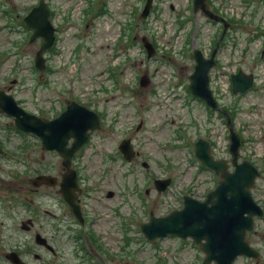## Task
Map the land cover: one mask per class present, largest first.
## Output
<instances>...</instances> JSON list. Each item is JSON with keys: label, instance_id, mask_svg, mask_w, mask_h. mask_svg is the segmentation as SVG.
Here are the masks:
<instances>
[{"label": "rangeland", "instance_id": "1", "mask_svg": "<svg viewBox=\"0 0 264 264\" xmlns=\"http://www.w3.org/2000/svg\"><path fill=\"white\" fill-rule=\"evenodd\" d=\"M37 1L0 0V88H11L9 92L25 109L36 113L42 108L46 117L58 112L63 103L77 98L88 101L92 108L106 111L102 126L91 135V144L85 148L77 165L86 178L84 187L90 190L85 195L84 203L85 210L93 220V228L99 232L100 241L118 250L119 245L124 244L121 240L123 230L119 226L123 216L130 214L129 217H133L131 221L135 225L130 226L128 233L134 232L140 223L148 220L141 216L142 211L137 212L138 209L132 210V213L138 214H132V205L138 206L146 200L143 203L148 204L149 211L155 215H166L182 205L184 194L202 200L206 189L215 186L219 177L211 170L200 167L192 158V145L197 138L216 140V147L212 149L214 157L230 160L228 131L222 118L214 113L208 120L206 105L196 101L184 104L183 88L173 90L175 80H188L193 71L188 53L193 49L205 50L212 39L214 27L205 25L206 19L199 12L194 15L190 11V0H156V12L151 13L147 27L139 16L145 0H46L53 12L52 23L59 30L58 40L53 52L45 54L53 72H35L33 56L40 42L36 39L29 43L26 40L28 31L20 23ZM100 1L107 12L100 17H90L86 8ZM212 2L216 8H224L227 15L234 19L228 30L226 27L230 44L227 48L219 49L216 55L222 60L225 56L231 57L235 62L229 63L228 68L227 65L215 66L210 87L220 105H228L234 102L227 89L230 75L240 68L255 75V88L243 95H236L239 101L236 99L238 108L234 126L241 138L247 139L239 148V161L249 159L260 172L252 189L253 196L264 200V63L259 65L258 61L252 60V55H257L258 49L264 45V0ZM12 10L16 14L14 22L3 15V11ZM184 15L193 21V28L188 29L190 23ZM178 19L185 21V29L177 30ZM130 22L135 24L134 32L139 42L145 36L149 41L156 39L163 48L172 49L165 56L158 48L164 61L157 58L163 64H159V60L146 61L138 46L132 50L129 59L124 55L118 60L112 57V47L116 48L117 38L127 30ZM3 23L8 24L9 29L3 27ZM218 29H221L220 26ZM165 30L169 32L167 36ZM186 31L191 42H186ZM259 31L262 34L256 38ZM248 38H256V41L251 43ZM14 40L22 41L23 46L12 44ZM246 43H249V53ZM181 48L185 52L180 53ZM114 65L122 82L119 91L112 89L108 78L107 67ZM138 73L147 74L149 83L132 89L130 83ZM14 77L18 81L16 84L11 83ZM126 86L130 88L128 91L124 90ZM222 89H226L227 94L219 97ZM0 117V126L7 125L5 128L8 132V124L4 123L10 120L1 114ZM190 117L194 118L183 127ZM180 121L183 123H177ZM110 126H114V129H110ZM177 126L179 130L185 128L186 131L180 148L173 147L172 143L176 140L173 129ZM9 135L11 141L8 147L11 150L7 154H11L13 160L0 163L2 179L12 175L13 179L27 182L28 177L39 171H56L60 165L58 158L44 152L35 138H21L13 130ZM0 137L6 139L2 132ZM125 137L132 140L138 153L131 162L126 163L117 149L119 141ZM140 141L144 144L138 147ZM21 142L27 144L22 146L23 152L19 153L17 147ZM143 159L148 164L146 168L142 166ZM154 175L160 178L174 177L175 181L164 195L155 191L153 185L157 177ZM26 182H11L9 187L20 193L26 189ZM143 183L147 184L142 188ZM0 187L5 188L1 183ZM140 188L143 192L147 188L148 192L140 196ZM107 190L113 191L112 197L104 196ZM263 224L264 221L257 220L255 229L246 236L249 243L260 250L261 257H264ZM164 241L158 250L155 249L157 254L146 246L145 250L136 254L137 258L148 261L149 257L147 264H160L163 262L161 257L169 258L170 261L165 264H201L200 253L189 246L183 247L180 240L168 238ZM169 245H173V249ZM60 247L56 259H66L69 256L67 250L62 243ZM244 259L247 258L240 256L235 262L241 264L246 262Z\"/></svg>", "mask_w": 264, "mask_h": 264}, {"label": "water", "instance_id": "2", "mask_svg": "<svg viewBox=\"0 0 264 264\" xmlns=\"http://www.w3.org/2000/svg\"><path fill=\"white\" fill-rule=\"evenodd\" d=\"M150 1L151 0H148L146 3L144 14L147 13ZM195 3L196 10L197 7L202 4V0H195ZM25 22L33 29L32 39L36 36H41L43 38L41 50L38 51L35 57V66L42 69L44 67L42 51L49 48L54 39V28L48 20V10L43 0H40L39 5L33 8L29 15L25 17ZM194 58L196 60V65L194 71L190 75L189 89L193 95L204 99L210 106H215L208 86L209 78L207 74L208 69L212 65V59H205L198 50L194 52ZM231 79L232 90L234 92H242L252 84V75L246 76L242 71L233 74ZM0 109L9 115L15 116V124L17 127L34 131L41 136L47 148H56L59 150L65 157V162L73 152L86 141L88 138V130L99 126L95 113L75 103L69 105L59 117L51 121L42 122L36 118L31 120L30 116L23 119V117H20L22 113L21 109L15 106L12 97L6 95L2 90H0ZM70 137L74 138L72 146L65 148L66 141ZM229 138V152L233 156V163L235 164V170L232 173L226 171L224 161H215L211 158L208 152V146L205 142H203L202 146H200V143L196 144V156L216 172L220 171L221 175L229 182L239 180L242 186L233 182L232 187L229 189V192L235 193V196L230 200V206L225 205L230 211L228 213L225 212L222 204V202H228L226 198L229 193H223V197L221 198L217 195L216 202L213 201L209 195L208 201H211V206H208L206 202L200 203L189 197H185V206L182 210L163 218L152 217L150 223L143 225L145 230L158 227V234L162 235L166 233L180 237L191 235L196 241L205 238V247L209 256L212 257L214 254L211 251L210 240L225 235V229H227V227L230 229L233 226L234 218L237 222V233L232 237L231 245L237 247L233 249L239 248L240 251L248 255H256L247 244L242 242V237L244 229L250 228L251 226V220L249 217H243V212H253L250 201L251 198L248 197V188L252 184L254 177L258 174V171L249 161H243L240 164L236 163L240 138L239 135L231 129ZM71 179L73 180L74 177L72 176ZM165 183H168V181L161 183L158 189H164ZM220 188L221 187H219L217 191H219ZM216 193L217 192H214L212 194ZM220 222L221 224H219Z\"/></svg>", "mask_w": 264, "mask_h": 264}, {"label": "flooded vegetation", "instance_id": "3", "mask_svg": "<svg viewBox=\"0 0 264 264\" xmlns=\"http://www.w3.org/2000/svg\"><path fill=\"white\" fill-rule=\"evenodd\" d=\"M200 14L206 19L205 25H210L212 19H209L201 12ZM226 24L228 25L227 22ZM233 62H235V59L225 56V58L221 62L222 65L220 66L224 67L227 65L228 68L229 63L233 64ZM114 90L119 91L121 89ZM226 94L227 91L224 93V96ZM121 95L123 96L124 93H122ZM228 95L231 96L229 90ZM123 97H125V95ZM71 141L72 140H69L68 144H70ZM63 170L65 169L59 165V168L55 171L53 177H55V180L57 182L59 181ZM78 172H80V170H77L79 185L84 186L83 180ZM44 189L48 192L49 195L60 197L57 186L49 187L45 185ZM83 195L84 188L80 187V191L77 193L75 202L79 206L82 218L85 219L87 215L84 211V204L82 199ZM23 203L26 214L33 216L26 217L19 223L16 222V225L13 227L10 226V217H6L10 225L3 224L0 227V239L4 242L6 240V235H18L21 231V233H25V235L27 236V241L25 244H18L17 246H15L14 248H10L9 250L10 252H16L19 259L14 254L10 253L12 255L11 259L9 258L7 252H3L0 254V264H57L58 259L56 258L58 257L59 248L61 246V243L65 244V237L67 235L66 224L63 222V219L56 217L55 213H52L49 210L38 212L39 206L43 203L39 196H28ZM62 214L67 215L72 222L77 220L75 215L71 213L70 208L64 209ZM37 235L43 237L44 240L37 237Z\"/></svg>", "mask_w": 264, "mask_h": 264}]
</instances>
